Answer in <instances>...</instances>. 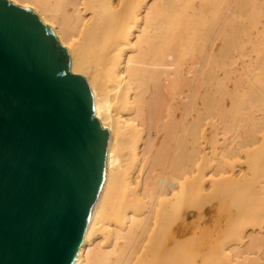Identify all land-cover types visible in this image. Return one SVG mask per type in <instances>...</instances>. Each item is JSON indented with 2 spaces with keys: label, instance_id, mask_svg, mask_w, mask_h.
Segmentation results:
<instances>
[{
  "label": "bare ground",
  "instance_id": "1",
  "mask_svg": "<svg viewBox=\"0 0 264 264\" xmlns=\"http://www.w3.org/2000/svg\"><path fill=\"white\" fill-rule=\"evenodd\" d=\"M110 131L74 264H264V0H10Z\"/></svg>",
  "mask_w": 264,
  "mask_h": 264
},
{
  "label": "water",
  "instance_id": "2",
  "mask_svg": "<svg viewBox=\"0 0 264 264\" xmlns=\"http://www.w3.org/2000/svg\"><path fill=\"white\" fill-rule=\"evenodd\" d=\"M68 50L0 0V264H74L104 180L110 131Z\"/></svg>",
  "mask_w": 264,
  "mask_h": 264
}]
</instances>
